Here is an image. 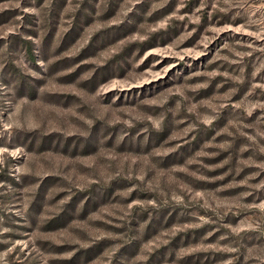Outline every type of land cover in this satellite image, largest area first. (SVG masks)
<instances>
[{"label":"rangeland","instance_id":"374dc122","mask_svg":"<svg viewBox=\"0 0 264 264\" xmlns=\"http://www.w3.org/2000/svg\"><path fill=\"white\" fill-rule=\"evenodd\" d=\"M0 264H264V0H0Z\"/></svg>","mask_w":264,"mask_h":264}]
</instances>
